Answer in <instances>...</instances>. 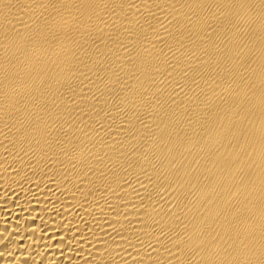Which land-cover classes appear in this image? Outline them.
Listing matches in <instances>:
<instances>
[{
	"label": "bare ground",
	"instance_id": "bare-ground-1",
	"mask_svg": "<svg viewBox=\"0 0 264 264\" xmlns=\"http://www.w3.org/2000/svg\"><path fill=\"white\" fill-rule=\"evenodd\" d=\"M0 264H264V0H0Z\"/></svg>",
	"mask_w": 264,
	"mask_h": 264
}]
</instances>
